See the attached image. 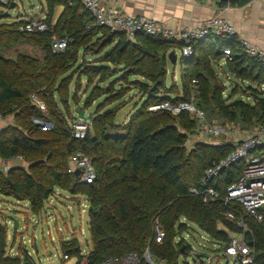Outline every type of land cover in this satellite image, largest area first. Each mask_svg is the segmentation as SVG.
<instances>
[{"label":"trees","instance_id":"obj_1","mask_svg":"<svg viewBox=\"0 0 264 264\" xmlns=\"http://www.w3.org/2000/svg\"><path fill=\"white\" fill-rule=\"evenodd\" d=\"M248 1L233 0L229 5L241 7ZM45 2L48 9L46 32L24 33L20 31L22 21L0 24V116L14 114L15 122L0 129V159L6 161L13 156H23L28 165L27 169L12 168L5 176L0 174L2 195L28 202L33 214L42 209L56 188L72 196H84L89 204L87 218L92 244L88 250V264H100L108 257L127 253L141 256L148 246L165 264H179V258L188 253L183 249L181 254L180 246L173 245L175 234L185 231V226L179 224L182 218L213 240L227 242V236L218 225L230 231L238 230L224 220L222 201L203 203L188 191L197 188L206 168L227 155L231 148L199 143L187 150L186 133L194 128V120L186 113L173 117L164 111H148V108L165 101L177 104L192 99L197 108L204 112L209 110L217 120L236 123L243 130L264 125V97L259 90L251 89L253 85L264 87V62L248 58L237 39L208 38L196 42L192 56L180 58V64L185 66L181 71L182 94L174 96L165 86L166 59L169 52L180 48L179 44L142 34L132 42L122 33L94 27L90 15L76 0ZM57 6L62 7V11L51 24ZM53 37L66 39L64 51L52 53ZM19 44L38 48L43 54L42 60L23 54L15 59L3 56V51ZM225 48L232 53L231 61L226 64L228 72L240 82L238 84L247 83L241 96H251V102L228 103L223 98L224 88L212 67L222 58ZM80 49L97 57L93 63L82 62L77 67L88 86L96 79L97 83L113 79L112 82L126 84L131 77L143 79L134 80L131 85L141 91L147 101L125 126V134L109 133L117 129L113 123L115 110L103 111L123 94L95 85L94 93L84 106L88 108L102 96L107 99L99 105L101 108L93 115L91 129L83 139L70 135L68 121L59 111L54 94L67 109V87L71 80L68 82L61 77L76 65ZM193 80L197 82L195 86ZM236 82L234 85L238 87ZM192 86L196 87L193 94ZM233 90L231 97L239 94V89ZM31 95L43 102L44 114L31 103ZM36 121L51 123L52 127L41 131ZM75 152L90 159L96 172L93 184L83 185L67 173V158ZM243 168L242 164L233 166L210 186L224 192ZM234 208L241 215V210ZM156 221L165 234L161 244L154 242ZM245 222L251 231L248 243L253 244L255 250L253 264H264V220L256 222L246 218ZM5 235V228L0 225V264H18V260L4 257ZM60 248L62 254L69 257L80 253L75 241H65Z\"/></svg>","mask_w":264,"mask_h":264},{"label":"built area","instance_id":"obj_2","mask_svg":"<svg viewBox=\"0 0 264 264\" xmlns=\"http://www.w3.org/2000/svg\"><path fill=\"white\" fill-rule=\"evenodd\" d=\"M76 1L90 15L94 27L105 28L110 33H122L128 39H134L137 35L142 34L158 38L166 43L179 44L180 48L177 51L180 57L184 59L192 56L193 45L196 42L204 41L208 38L237 39L232 25L221 16L209 18L197 27L170 28L156 23L151 18L133 17L124 14L120 10L119 0ZM6 4L7 0H0L1 6ZM22 22L20 29L24 33L36 34L48 31V25L43 17L22 19ZM237 43L248 58L264 62V49L248 40L237 39ZM66 44V39L53 37L51 41L52 53L56 54L64 51ZM221 55L220 62L223 65L231 61L232 53L229 48L222 49ZM196 83L195 80L192 81L193 86ZM247 99L250 100L249 97ZM30 101L41 113L44 114L46 112L43 102L36 95H31ZM148 111H164L173 117H177L181 113L188 114L194 120L195 125L190 133H186V136L194 135L196 137L195 140H197V142L195 140L191 142L192 144L189 145L191 149L199 143L213 144L216 147L229 146L231 148L227 155L217 161H213L206 168L198 183V187L191 188L188 193L191 196L199 197L203 203H214L221 200L225 208L224 220L233 224L238 231H230L226 227L219 226L224 228L228 239L227 242H219L213 240L205 232L182 218L179 220V224L185 226V231L175 234L173 245L180 246L184 250L187 249L188 253L186 256L191 257L193 264H253L255 250L254 245H250L247 240L251 236V231L245 219H253L256 222L264 220V125L240 130V126L236 123L219 124L215 120H209L205 112L197 108L191 101L177 104L165 101L149 107ZM1 118L2 116H0V120ZM83 122L76 119L74 123L68 124V131L74 139L84 138L88 126L86 123L83 124ZM44 124L49 129L52 127L51 123L44 122ZM240 164L244 167L242 172L232 184L224 189V192L220 193L210 186L224 171ZM27 166L23 156H13L5 162L0 159V174L5 176L12 168L21 167L26 169ZM76 170L79 171V175L76 177L79 183L91 185L96 180V172L90 159L81 152H75L67 158V173L74 175ZM54 194L53 192L52 195ZM49 198L44 204L48 202ZM234 207H238L241 210V215ZM47 212L48 210L45 209L40 214H34L33 216L46 215ZM0 225L7 230L6 223ZM17 230L13 231L16 232ZM194 232L201 233L203 236H200V238L211 243L214 249L215 247L220 249L216 260L196 253L194 247L190 246L189 241L193 239ZM164 237V231L158 221H156L154 225V242L161 244ZM22 241L23 236L21 237V244L16 245L17 240L14 237L12 243L8 245L9 240L5 235L4 257L13 261L18 260V264H33L31 253L22 248ZM35 241L36 239L33 238V246ZM199 248L205 249L203 244L199 245ZM213 252H216V250H213ZM34 253L37 252L34 251ZM62 255L61 262L72 259L74 261L73 264H88V251H80L78 255L73 257ZM100 264H165V262L154 255L148 246L141 256L135 253H127L120 257H108Z\"/></svg>","mask_w":264,"mask_h":264},{"label":"rangeland","instance_id":"obj_3","mask_svg":"<svg viewBox=\"0 0 264 264\" xmlns=\"http://www.w3.org/2000/svg\"><path fill=\"white\" fill-rule=\"evenodd\" d=\"M13 4V8L10 9V6ZM62 11V7H55L53 11V17L51 20V24H54L57 17ZM7 13V18H3L2 14ZM46 14H48V9L46 6L45 0H7V4L5 6L0 5V24H12L13 22H21L22 19L28 18H46ZM22 26V25H21ZM21 31V29H20ZM127 38V37H125ZM129 41H134V39H128ZM3 56L9 59H15L18 54L27 55L30 58L37 59L39 61L42 60L43 54L42 52L30 44H19L13 47L10 50H5L2 52ZM179 55V53H178ZM97 57L92 56L89 51L80 49L78 52V61L76 65L69 71H67L61 79H65V81H70L69 86L67 87V109L66 107H62L59 102V97L57 94H54V100L57 104V107L61 114H63L68 124H72L78 119L74 114V110L77 109L79 111H83L85 116L90 115L91 118L87 121H84L83 124H87V130L91 129V120L96 115L97 111L101 108L99 105L104 100L107 99V96H102L94 101L88 108L84 106V102L94 93L95 85L100 89H106L110 87L115 94L120 92L123 96L109 105H106L103 111L107 110H115V116L113 119V123L115 124V130H109L110 134L113 135H122L125 134V126L129 123V121L136 115L137 110L143 107L144 102L147 101V98L143 96L142 92L133 88L134 80H141V78L131 77L130 82L120 83V82H112L113 79H108L103 83H97V79L92 83V85L88 86L87 81L84 77H80V73L78 71V66L83 62L93 63ZM180 55L176 60L174 65L169 62L166 65V82L165 86L168 88V92L174 94V96H181V71L185 67L183 64H180ZM214 72L219 76L220 84L222 88H224L223 98L228 102H234L238 100H244V102H250L245 100L244 97L240 96L243 94V90L246 91V84H238L236 87L233 79L229 83L227 80L221 75V71L226 73L225 67L218 68L217 66L213 67ZM119 68H116L115 71L119 72ZM240 83V82H238ZM111 84H114V86ZM249 85V84H248ZM237 88L239 89L237 92L239 94L230 96L231 91ZM254 88L259 90L261 96L264 97V87H259V85H253L251 89ZM196 87H191V93H194ZM118 90V91H117ZM235 91V90H233ZM192 93V94H193ZM236 96V97H235ZM171 98L173 95L170 96ZM247 97H251L247 95ZM174 98V97H173ZM246 98V97H245ZM194 104L195 101L190 99ZM205 114L209 120H215L219 124H227L226 121L217 120L209 110H205ZM94 115V116H93ZM75 118V120H74ZM79 120V119H78ZM81 121V120H80ZM45 121H36L40 126L41 131L49 130V128L45 127ZM15 124L14 122V114H10L6 117H2L0 120V129L7 127L9 125ZM44 126V127H43ZM240 130L243 128L240 126ZM246 130V129H245ZM185 148L190 150L189 147L191 142L196 139L194 135L186 136ZM197 142V140H195ZM205 145H212L207 143H200ZM7 161V160H6ZM5 162V161H4ZM27 169V168H26ZM54 195H52L48 202L43 204L42 209L36 213L40 214L43 210H48L47 214H41L38 217L33 216L34 214L31 212V208L28 202H18L13 198H7L2 195L0 192V224L6 223V236L9 240L8 245H10L13 241V238L16 237L17 243L21 244V237L23 236L22 248L27 252L31 253L32 263L33 264H60L62 261V250L60 248L61 243L65 241L72 242L75 241L80 247V251L85 252L91 249V238L88 231V218L87 212L89 210V204L85 200L84 196L76 195L72 196L66 192L60 191L59 189H55ZM47 201V200H46ZM15 220L19 224V229L14 232L12 225ZM219 227V225H218ZM222 228V227H221ZM218 228L222 232L225 231L224 228ZM226 234V231L224 232ZM208 235V234H207ZM200 236H203L201 233H193V239L189 241L190 246L194 247V251L196 253L204 255L209 258L217 259L220 249L218 247L212 246L211 243L203 241ZM209 236V235H208ZM33 238L36 239L35 245L37 248V253H34L33 250ZM204 246V250L199 248V245ZM216 250V252H213ZM51 254V256H49ZM222 261H224L222 259ZM73 260L63 261L61 264H73ZM179 264H193L190 256H181L178 260Z\"/></svg>","mask_w":264,"mask_h":264},{"label":"crops","instance_id":"obj_4","mask_svg":"<svg viewBox=\"0 0 264 264\" xmlns=\"http://www.w3.org/2000/svg\"><path fill=\"white\" fill-rule=\"evenodd\" d=\"M221 3L218 0H119V7L128 16L151 18L170 28L197 27L209 18L221 16L232 25L237 39L248 40L264 49V0H249L241 7ZM172 52L177 60L178 51L174 49ZM220 60L213 67H225L226 73L221 71V75L229 83L232 81L229 76L233 77ZM244 99L248 100L247 97Z\"/></svg>","mask_w":264,"mask_h":264},{"label":"water","instance_id":"obj_5","mask_svg":"<svg viewBox=\"0 0 264 264\" xmlns=\"http://www.w3.org/2000/svg\"><path fill=\"white\" fill-rule=\"evenodd\" d=\"M218 1H219V2H222V3H230V2L233 1V0H218ZM12 8H13V4L10 6V9H12ZM7 16H8L7 13L2 14V17H3V18H7ZM0 18H1V17H0ZM108 41H109V40H108ZM167 60H168V62H169L170 64L174 65V64L176 63V56H175V53L172 52V51L169 52L168 55H167ZM74 114H75L76 117H77L79 120H81V121H87V120H89V119L91 118L90 115L85 116V113H84L83 111H79V110H77V109L74 110ZM78 175H79V171L76 170V171L74 172V177H78ZM73 187H74V181L71 180V188H73ZM12 221H13V230L15 231V230H17V228H18V222L15 221V220H12ZM33 247H34V251L37 252V248H36V245H35V244H34ZM180 253H181V254L183 253V248L180 249ZM25 264H27V263H25Z\"/></svg>","mask_w":264,"mask_h":264}]
</instances>
